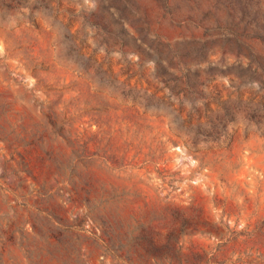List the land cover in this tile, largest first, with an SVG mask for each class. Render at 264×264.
<instances>
[{
	"label": "rangeland",
	"instance_id": "374dc122",
	"mask_svg": "<svg viewBox=\"0 0 264 264\" xmlns=\"http://www.w3.org/2000/svg\"><path fill=\"white\" fill-rule=\"evenodd\" d=\"M0 264H264V0H0Z\"/></svg>",
	"mask_w": 264,
	"mask_h": 264
}]
</instances>
